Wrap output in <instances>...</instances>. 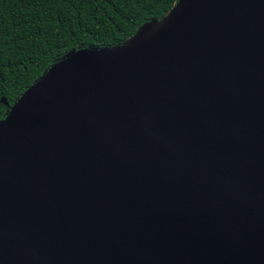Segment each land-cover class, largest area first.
Returning a JSON list of instances; mask_svg holds the SVG:
<instances>
[{
  "label": "water",
  "instance_id": "95a60500",
  "mask_svg": "<svg viewBox=\"0 0 264 264\" xmlns=\"http://www.w3.org/2000/svg\"><path fill=\"white\" fill-rule=\"evenodd\" d=\"M0 264H264V0H176L18 98Z\"/></svg>",
  "mask_w": 264,
  "mask_h": 264
},
{
  "label": "trees",
  "instance_id": "16d2710c",
  "mask_svg": "<svg viewBox=\"0 0 264 264\" xmlns=\"http://www.w3.org/2000/svg\"><path fill=\"white\" fill-rule=\"evenodd\" d=\"M176 0H0V120L71 51L121 45Z\"/></svg>",
  "mask_w": 264,
  "mask_h": 264
}]
</instances>
